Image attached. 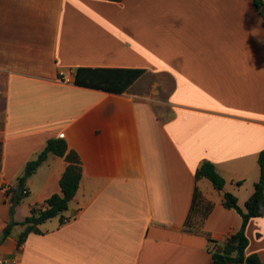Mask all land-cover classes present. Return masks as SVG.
Listing matches in <instances>:
<instances>
[{
	"label": "crops",
	"instance_id": "obj_1",
	"mask_svg": "<svg viewBox=\"0 0 264 264\" xmlns=\"http://www.w3.org/2000/svg\"><path fill=\"white\" fill-rule=\"evenodd\" d=\"M79 68L147 72L117 94L77 86ZM150 75L169 83L146 86ZM55 138L81 158L78 193L64 223L47 221L21 247L16 226L0 264H214L207 235L224 243L243 227L223 194L245 209L264 151V27L253 0H0V239L7 191ZM204 161L223 192L196 181ZM66 166L49 156L16 222L61 194ZM196 188L204 203L192 210ZM245 235L246 256L264 263V217Z\"/></svg>",
	"mask_w": 264,
	"mask_h": 264
},
{
	"label": "trees",
	"instance_id": "obj_2",
	"mask_svg": "<svg viewBox=\"0 0 264 264\" xmlns=\"http://www.w3.org/2000/svg\"><path fill=\"white\" fill-rule=\"evenodd\" d=\"M253 2L262 17L264 27V0H253ZM146 72L144 69L130 68H79L76 71L75 84L81 87L124 94ZM50 155L64 158L67 163L66 170L60 180L61 194H55L42 205L32 207L30 215L22 223H18L13 217L16 207L28 197L27 181L42 167ZM258 163L260 178L255 184L253 195L245 203V209L239 206L236 196L227 192L223 194L224 207L238 212L243 218V227L241 231L230 236L224 243L217 242L207 235L210 245L209 251L212 254L214 264H264L257 255L246 256L249 240L245 235V229L251 219L264 217V151L260 153ZM82 176V162L79 154L69 148L65 139H50L38 157L27 164L23 175L18 179L16 188L13 191H7L8 196H11V220L3 231L0 246L11 236L13 229L18 225L24 227L18 238V246L21 247L31 233H41L40 226L47 221L62 217L61 220L64 223L63 215L68 211L70 203L78 193ZM195 179L197 182L202 179L209 180L219 192H223L226 186V180L220 175L216 166L209 161H204L197 169ZM24 191L27 193L25 194ZM198 201L204 203L198 188H196L192 210ZM203 208L206 210L205 218L211 212L212 205L210 203L203 204Z\"/></svg>",
	"mask_w": 264,
	"mask_h": 264
},
{
	"label": "rangeland",
	"instance_id": "obj_3",
	"mask_svg": "<svg viewBox=\"0 0 264 264\" xmlns=\"http://www.w3.org/2000/svg\"><path fill=\"white\" fill-rule=\"evenodd\" d=\"M259 13V12H258ZM260 14V13H259ZM261 16V15H260ZM165 82L166 84L167 83H169V80L167 79V78H164V77H162V78H155V77H153L152 75H150V76H147L145 79H144V84L146 85V86H149V87H151L153 84H157L158 82ZM160 110V109H159ZM210 182V181H209ZM211 184V183H210ZM25 199H27V198H25ZM24 199V200H25ZM67 212H65V214H66ZM64 214V215H65ZM64 215H63V217H64ZM62 219V217H57V218H55L54 220H61ZM192 223V222H191ZM201 223H202V221H196L195 223H193L194 224V226L193 227H196V226H199L200 227V225H201ZM192 226V225H191ZM40 228H42V227H40ZM16 231V230H15Z\"/></svg>",
	"mask_w": 264,
	"mask_h": 264
},
{
	"label": "built area",
	"instance_id": "obj_4",
	"mask_svg": "<svg viewBox=\"0 0 264 264\" xmlns=\"http://www.w3.org/2000/svg\"><path fill=\"white\" fill-rule=\"evenodd\" d=\"M24 193L26 194V193H27V191H24Z\"/></svg>",
	"mask_w": 264,
	"mask_h": 264
},
{
	"label": "water",
	"instance_id": "obj_5",
	"mask_svg": "<svg viewBox=\"0 0 264 264\" xmlns=\"http://www.w3.org/2000/svg\"><path fill=\"white\" fill-rule=\"evenodd\" d=\"M238 255H239V253H238Z\"/></svg>",
	"mask_w": 264,
	"mask_h": 264
}]
</instances>
